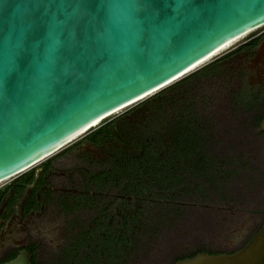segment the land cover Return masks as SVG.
<instances>
[{
    "label": "water",
    "instance_id": "95a60500",
    "mask_svg": "<svg viewBox=\"0 0 264 264\" xmlns=\"http://www.w3.org/2000/svg\"><path fill=\"white\" fill-rule=\"evenodd\" d=\"M263 27L264 0H0V184ZM176 264H264V224L237 252Z\"/></svg>",
    "mask_w": 264,
    "mask_h": 264
},
{
    "label": "rangeland",
    "instance_id": "374dc122",
    "mask_svg": "<svg viewBox=\"0 0 264 264\" xmlns=\"http://www.w3.org/2000/svg\"><path fill=\"white\" fill-rule=\"evenodd\" d=\"M263 31L264 27L244 36L171 85L220 59ZM232 90H235V82L219 71L215 76L204 75L182 86L177 98L174 92H169L167 97L160 99V103H171L165 107L155 106V115L154 107L143 106L149 108L143 110L145 120L154 115L156 127L192 115L203 117L211 123L204 154L214 162V182L200 185L203 180H193L190 177L178 191L175 187L171 189L172 192L158 190L154 196L145 195L150 201L145 202L144 220L134 227L138 244L132 249L126 248L123 254L126 259L121 264H174L177 259L190 257L205 248L214 252L234 253L263 226L264 134L257 127L248 124L245 114L231 109ZM161 91L105 119L31 170L41 167V164L50 159H55L57 167L73 169L78 166L83 152L70 149L85 141L105 121H114ZM126 122L133 123L129 119ZM162 144L168 149L165 140ZM165 153L169 154V151ZM191 163L189 161L183 169L190 167ZM209 174H206L208 181L212 179ZM17 178L0 184V189ZM170 197L174 198L173 203H170ZM52 253L42 257L45 264L66 263L62 256Z\"/></svg>",
    "mask_w": 264,
    "mask_h": 264
},
{
    "label": "flooded vegetation",
    "instance_id": "af4514ba",
    "mask_svg": "<svg viewBox=\"0 0 264 264\" xmlns=\"http://www.w3.org/2000/svg\"><path fill=\"white\" fill-rule=\"evenodd\" d=\"M207 66H210L208 72L174 86L175 98L182 86L221 71L235 82L231 109L245 114L248 124L259 130L264 121V31ZM146 108L149 110L140 106L123 114L115 119L116 125L126 119L141 124L146 119L143 111ZM133 141L130 139L125 143L113 139L95 143L86 138L70 149L83 152L78 166L65 169L57 167L55 159H50L32 170L26 179L7 189L0 204V264L14 259L24 250L32 255V259L36 258V263L45 264L42 257L49 252L68 257L77 251L75 247L82 246L80 241L87 243L97 235L111 238L120 224L131 226L134 223L133 227L141 224L147 194L124 178L129 169L128 162L139 159ZM179 143L177 137L175 151H179ZM175 155L177 157L179 153ZM142 157H145L143 153ZM176 165L180 166V162ZM17 186L23 187L20 193ZM118 232L127 238L131 235V229L125 232L121 228ZM132 234L136 235L135 230ZM72 245L74 250L70 249ZM200 251L225 253L207 248Z\"/></svg>",
    "mask_w": 264,
    "mask_h": 264
},
{
    "label": "trees",
    "instance_id": "16d2710c",
    "mask_svg": "<svg viewBox=\"0 0 264 264\" xmlns=\"http://www.w3.org/2000/svg\"><path fill=\"white\" fill-rule=\"evenodd\" d=\"M210 66H206L182 79L180 82L171 85L145 102L137 105V107L150 105L154 107V115L157 114L155 106L165 107L171 103L166 102L163 105V103H160V99L164 96L167 97L174 86L208 72ZM154 115H151V118L149 120L147 119L148 121L143 120L141 124L127 123L125 120L121 124L116 125L115 120L109 123H107V120L102 126L91 132L87 136V139L95 143L101 140L113 139H120L125 143L130 139L131 141L135 140L133 141L137 149L135 155L139 159L128 162L129 169L124 174V178L127 179L128 183L138 188L141 187L139 191L143 194L154 196L158 190H167L166 193H168L172 192L171 189L175 187L178 191L180 190V186L185 185L186 180L190 177L193 180L195 178L203 180L200 185L214 182L212 178L214 174V162L209 159L210 156L204 154L209 137L207 132L210 130L211 123L204 120L203 117L192 115L190 117H181L178 120L179 122H165L162 126L156 127L157 122L153 119ZM177 137L180 142L179 151H175V139ZM163 140H165L168 149L167 147L165 148V144H162ZM167 150L169 154L165 153ZM176 152L179 153L177 157L175 155ZM142 153L145 157L141 158ZM189 161H192L190 167L183 169ZM178 162H180L181 166L176 165ZM31 172L32 170L12 181L4 189H0V204L6 194L5 191L14 187V184L26 179ZM187 172L191 173L188 175ZM207 173H210V179L212 178L209 181L206 179ZM17 187L20 188V191H17L20 193L23 187ZM170 199V203H173L174 198L170 197ZM149 201L150 199L148 197H144V202L149 203ZM133 224L131 226H123L122 224L116 226L118 229L124 228L125 232L131 229L129 238L125 234H119L117 229V231L112 233L111 238L97 235L94 240H90L87 243L80 241L79 244L82 246L76 248L72 245L70 249L74 250L75 247L77 251L68 257H63L66 261L65 264H121L126 259V257H123L125 250L132 249L138 244L136 235L132 234V230H134ZM201 253L205 252L198 251L190 257H181L174 264L180 260L193 258ZM32 264H38L36 263L35 257L32 259Z\"/></svg>",
    "mask_w": 264,
    "mask_h": 264
},
{
    "label": "bare ground",
    "instance_id": "6f19581e",
    "mask_svg": "<svg viewBox=\"0 0 264 264\" xmlns=\"http://www.w3.org/2000/svg\"><path fill=\"white\" fill-rule=\"evenodd\" d=\"M244 36H245V35H244ZM244 36H242V37H240L239 39H236V40L230 42L229 44L225 45L224 47H222L221 49H219L218 51H216L215 53H213L212 55H210L208 58H206L204 61H202V62L199 63L198 65H196V66L190 68L189 70H187V71L182 75V77L185 76L186 74L191 73L192 71H194L196 68H198V67L201 66L202 64H205V62H207V61H209L210 59L214 58V57H215L217 54H219L221 51H223V50L227 49L228 47L232 46L235 42H237L238 40H240V39L243 38ZM153 93H154V92H153ZM153 93H151V94H149V95H145V96H143L142 98L138 99V101H141V100H144V99L148 98L149 96L153 95ZM138 101H136V102H138ZM133 103H135V102H133ZM133 103H132V104H129L128 106H126V107H124V108H121V109L117 110L116 112H114V114H116V113H118V112H121L122 110L126 109L127 107L133 105ZM102 121H103V120H101V119L95 121L93 124H91V125L88 126L86 129H84L83 131H81V132H80V133H79V134H78L73 140H75V139H77L78 137H80L81 135H83V134L89 132V131L92 130L93 128L97 127L98 125H100V124L102 123ZM73 140H72V141H73Z\"/></svg>",
    "mask_w": 264,
    "mask_h": 264
}]
</instances>
